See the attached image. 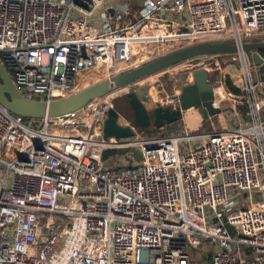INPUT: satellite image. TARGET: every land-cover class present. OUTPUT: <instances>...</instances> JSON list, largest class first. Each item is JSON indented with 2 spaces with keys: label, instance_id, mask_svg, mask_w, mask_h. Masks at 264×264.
<instances>
[{
  "label": "built area",
  "instance_id": "1",
  "mask_svg": "<svg viewBox=\"0 0 264 264\" xmlns=\"http://www.w3.org/2000/svg\"><path fill=\"white\" fill-rule=\"evenodd\" d=\"M225 39L264 40V0H0V65L30 100ZM230 55L239 91L213 86L214 97L224 89L219 114L224 100L231 114L204 130L105 139L117 90L38 119L0 104V264H195L203 242L215 246L206 264H264V73L253 51L198 55L145 79L158 89L160 72ZM180 87L152 98L184 120L198 110L181 109ZM120 148L108 165L103 151Z\"/></svg>",
  "mask_w": 264,
  "mask_h": 264
},
{
  "label": "water",
  "instance_id": "2",
  "mask_svg": "<svg viewBox=\"0 0 264 264\" xmlns=\"http://www.w3.org/2000/svg\"><path fill=\"white\" fill-rule=\"evenodd\" d=\"M109 11L112 13V9ZM261 48H264V40L243 41L239 44L235 40L225 39L193 44L163 54L138 67L102 79L73 94L49 102L30 100L19 94L13 87L7 72L0 65V104L12 113L38 119L73 112L87 101L117 90L103 122V137L105 139L128 137L134 134V130L158 129L182 117L180 109L172 110L170 106H162L152 98L150 90L153 84L145 77L198 55L235 53L239 49L248 54L253 51V60L258 65L259 71L264 73V63L258 52ZM192 77L191 83L178 89L181 109L196 108L203 120L219 114L221 107L215 101L213 86L208 82L207 72L204 69H195ZM119 116L125 118L128 124H119L117 121ZM127 151H129L127 148L105 149L102 158L107 159L113 154H124ZM131 151L137 160L141 158L138 151L134 149Z\"/></svg>",
  "mask_w": 264,
  "mask_h": 264
},
{
  "label": "rangeland",
  "instance_id": "3",
  "mask_svg": "<svg viewBox=\"0 0 264 264\" xmlns=\"http://www.w3.org/2000/svg\"><path fill=\"white\" fill-rule=\"evenodd\" d=\"M132 2H135V0H132ZM237 62L233 59V56H226V57H222V58H218V60L215 59V57H209L208 59H203L202 61H189V62H185L183 63V65H179L178 67L175 66V68H172V70L174 71V76L176 77V79L178 80L177 82H171L165 78H161L160 80V86L158 89L156 90H161L164 89L165 92L167 94H170L173 90V88L175 86H182L186 83V81L188 79H190V75L192 74L193 70L195 69H204L207 74H208V78H209V83L212 86H217L219 85L220 81H224V79L226 78L225 71L227 70L230 74L234 75L235 72V67H236ZM238 73H236L237 75ZM260 75H262V73H260ZM229 76V75H227ZM155 76H151L149 77V80H154ZM174 85V87H173ZM221 87V86H219ZM223 89V88H222ZM224 90V89H223ZM156 100H159L162 94H157ZM223 108L225 111H222V115L224 114V118L225 120L228 121V115L231 114L230 111V101L229 100H224L223 101ZM229 103V104H228ZM241 107V110H245V107L243 106H239ZM239 107H237V109H239ZM223 117V116H222ZM222 117L220 119V114L214 115V116H210V118H208L207 120H203L200 112H194V113H188L185 116V120H178L175 122H172L170 124L164 125L158 129H154V130H143L141 131L143 134H153L156 132H177V131H184L186 130V127H191L192 129H199V130H204V129H208L211 126H213V123L216 125L218 123L221 122ZM241 121H245L244 115H241ZM37 122H39L37 120ZM241 123V122H240ZM119 154H113L112 156L108 157L106 159V163L108 165H111L114 160H116L119 156ZM1 168V165H0ZM4 172V171H3ZM205 251V256H203V260L202 261H198L197 262L199 264L202 263H207L208 259L207 258V251L205 249H199L198 251H196L198 254L196 255L197 257H199V253L200 251Z\"/></svg>",
  "mask_w": 264,
  "mask_h": 264
},
{
  "label": "crops",
  "instance_id": "4",
  "mask_svg": "<svg viewBox=\"0 0 264 264\" xmlns=\"http://www.w3.org/2000/svg\"><path fill=\"white\" fill-rule=\"evenodd\" d=\"M132 1V0H131ZM179 65H176V67H178ZM172 68H175V66H173V67H171L170 68V72H167L166 74H163L162 72H160V79L162 78H165V79H167V80H169V81H171V82H177L178 80L176 79V77L174 76V71L172 70ZM155 76V75H154ZM155 77H157V76H155ZM191 79H188L187 81H186V83L185 84H188V82L190 81ZM184 84V85H185ZM183 86V85H182ZM173 87H174V85H173ZM173 90H175V87L173 88ZM194 113V112H196L195 110H190V111H188L187 113H186V115L188 114V113ZM221 116L222 115H220V118H221ZM186 118L184 117V120H185ZM183 120V121H184ZM187 128H189V129H192L191 127H187ZM205 249L208 253V255H207V258H210V256H211V253H212V251L215 249V246L214 245H212V244H208V243H206V242H203L202 243V245L200 246V247H198V248H196V249H194L193 250V253H194V256H193V260H194V262H195V264H199L198 262H197V260L198 261H202L203 260V256H205V251H200V253H199V257H197L196 255L198 254L196 251H198L199 249ZM205 258H206V256H205ZM197 259V260H196ZM203 264V263H202Z\"/></svg>",
  "mask_w": 264,
  "mask_h": 264
},
{
  "label": "bare ground",
  "instance_id": "5",
  "mask_svg": "<svg viewBox=\"0 0 264 264\" xmlns=\"http://www.w3.org/2000/svg\"><path fill=\"white\" fill-rule=\"evenodd\" d=\"M150 93H151V95L153 97H157L158 96L157 95L158 92L156 91V89L154 87L151 88ZM223 95H224V90L222 89V87H218L217 90H216V92H215V98L217 100H220L223 97Z\"/></svg>",
  "mask_w": 264,
  "mask_h": 264
},
{
  "label": "trees",
  "instance_id": "6",
  "mask_svg": "<svg viewBox=\"0 0 264 264\" xmlns=\"http://www.w3.org/2000/svg\"><path fill=\"white\" fill-rule=\"evenodd\" d=\"M258 52L260 53V55L264 58V48H261L258 50ZM225 83L227 84V86L232 90V91H239L237 90V88H235L232 83H231V79L229 78V76H226L225 78ZM244 110V109H243ZM27 120H29L30 118H26Z\"/></svg>",
  "mask_w": 264,
  "mask_h": 264
},
{
  "label": "flooded vegetation",
  "instance_id": "7",
  "mask_svg": "<svg viewBox=\"0 0 264 264\" xmlns=\"http://www.w3.org/2000/svg\"><path fill=\"white\" fill-rule=\"evenodd\" d=\"M148 105H149V103H148Z\"/></svg>",
  "mask_w": 264,
  "mask_h": 264
}]
</instances>
